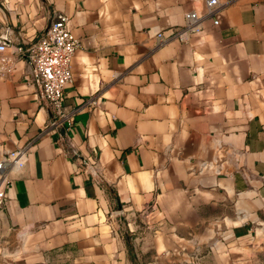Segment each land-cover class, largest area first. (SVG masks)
Instances as JSON below:
<instances>
[{
  "label": "crops",
  "instance_id": "crops-1",
  "mask_svg": "<svg viewBox=\"0 0 264 264\" xmlns=\"http://www.w3.org/2000/svg\"><path fill=\"white\" fill-rule=\"evenodd\" d=\"M217 12L214 25L205 0H0V161L25 153L0 203V264H135L128 238L138 264H264V0ZM187 13L201 29L183 41ZM57 15L78 40L68 131L12 53Z\"/></svg>",
  "mask_w": 264,
  "mask_h": 264
},
{
  "label": "built area",
  "instance_id": "built-area-1",
  "mask_svg": "<svg viewBox=\"0 0 264 264\" xmlns=\"http://www.w3.org/2000/svg\"><path fill=\"white\" fill-rule=\"evenodd\" d=\"M205 6V17L212 19L213 24L217 25L219 23L217 12L219 0H205ZM201 21L202 18L195 13H187L185 15V25L176 33V36L184 41L183 35L200 31ZM157 39L160 45L167 40L162 34H158ZM77 48L78 40L68 29L67 19L62 15H57L36 42L12 50L13 54L24 56L31 64L42 95L52 111V124L59 127L66 124V131L70 129L72 121L63 106V94L65 87L72 79V58ZM7 49L8 46L5 42H0V53H4ZM10 64L11 60L9 58H0V75L4 73V68L10 66ZM67 152L76 156L73 149H68ZM24 161L25 153L23 151L12 153L6 159L0 161V203L6 195L9 170L21 167Z\"/></svg>",
  "mask_w": 264,
  "mask_h": 264
},
{
  "label": "rangeland",
  "instance_id": "rangeland-1",
  "mask_svg": "<svg viewBox=\"0 0 264 264\" xmlns=\"http://www.w3.org/2000/svg\"><path fill=\"white\" fill-rule=\"evenodd\" d=\"M127 250H128V252H129V255L130 256H132V261L135 263V264H138L137 262V258H135V256H134V249H133V246H132V244H131V242H130V240H129V238H128V241H127Z\"/></svg>",
  "mask_w": 264,
  "mask_h": 264
},
{
  "label": "water",
  "instance_id": "water-1",
  "mask_svg": "<svg viewBox=\"0 0 264 264\" xmlns=\"http://www.w3.org/2000/svg\"><path fill=\"white\" fill-rule=\"evenodd\" d=\"M0 28H1V25H0ZM0 42H5V39H3L1 36H0Z\"/></svg>",
  "mask_w": 264,
  "mask_h": 264
}]
</instances>
